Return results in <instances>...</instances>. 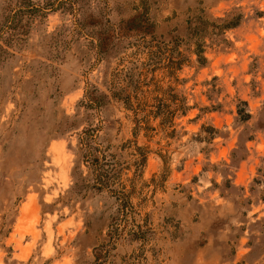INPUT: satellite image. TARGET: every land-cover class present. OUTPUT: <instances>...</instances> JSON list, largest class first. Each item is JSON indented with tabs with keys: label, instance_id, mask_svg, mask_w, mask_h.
<instances>
[{
	"label": "rangeland",
	"instance_id": "374dc122",
	"mask_svg": "<svg viewBox=\"0 0 264 264\" xmlns=\"http://www.w3.org/2000/svg\"><path fill=\"white\" fill-rule=\"evenodd\" d=\"M59 1L0 0V264H264V0Z\"/></svg>",
	"mask_w": 264,
	"mask_h": 264
},
{
	"label": "trees",
	"instance_id": "16d2710c",
	"mask_svg": "<svg viewBox=\"0 0 264 264\" xmlns=\"http://www.w3.org/2000/svg\"><path fill=\"white\" fill-rule=\"evenodd\" d=\"M64 0H60L55 6L54 4L47 3L42 8L48 9L49 11H53L60 7ZM38 9H35L34 11H37ZM242 15L240 13L235 14H228L222 18L219 19L218 23H215L213 21H208L200 16H194L190 18L187 22V31H186V38L188 40H193L194 48L193 53L195 55V60L198 64L203 65L205 63V57L203 56V50L201 48L200 43L198 42L200 38L203 36L204 32L209 26H216L222 30L233 28L238 25ZM97 46L100 47V43H97ZM100 53V50L97 48V54ZM170 57H167V60H169ZM172 63V62H171ZM110 98H115L117 100H122L126 104V102L129 99L128 94L121 95V90L118 88H113L112 90H109V93L107 94ZM104 94L94 95V94H87L85 92L84 99L82 100V104L87 108H98L101 106L104 102ZM156 103L153 105V110L149 111V114H151L153 117H160V122H165L169 116H171V112L165 113L163 110L161 112L162 107H167L165 103L162 102L161 99H155ZM127 105V104H126ZM95 133L94 128H84L81 130L79 141L80 143L85 147L88 145V140L93 137ZM139 156H140V162H144L145 156L144 153L140 151L138 148ZM85 162H89V165L92 169V182L90 186L94 188L95 190H102V189H108L106 184V175H102V172L98 169V159L96 157H92L89 154H84L83 156ZM113 194L116 193V198H122L124 197L123 192H115L112 191ZM119 193V194H118ZM113 230H115V227H113ZM111 230L108 229V234ZM142 232L140 230H135L129 233V236L131 239H139L142 237ZM112 237V236H111Z\"/></svg>",
	"mask_w": 264,
	"mask_h": 264
}]
</instances>
